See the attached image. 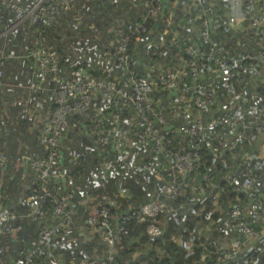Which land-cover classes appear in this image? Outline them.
Returning <instances> with one entry per match:
<instances>
[{
	"label": "built area",
	"instance_id": "1",
	"mask_svg": "<svg viewBox=\"0 0 264 264\" xmlns=\"http://www.w3.org/2000/svg\"><path fill=\"white\" fill-rule=\"evenodd\" d=\"M87 1L89 0H82L85 3ZM74 2L75 0H0V62L8 59L31 61L32 68L26 88L29 92L42 91L45 94L43 100L47 110L36 136L41 153L23 159V163L35 172L37 184L35 193L24 194L19 199L27 205V211H15L0 202V255H6L2 262L0 260V264H41V259H36L38 249L46 251L45 264H113L115 244L129 229L127 221L144 222L145 232L154 237L161 233V227L157 223L159 213L171 212L173 221L177 222V213L185 206V192L190 190L195 197L201 198L212 188L218 193H224L227 189V192L246 194V197L241 202L227 200L224 221L232 232L231 236L223 244L213 248L203 245L198 260L190 264H228L242 252L245 242L251 238L255 239L264 255V231L257 232L253 226L254 221L264 219V203L258 194L252 192L253 176L248 154L238 152L233 159V168L225 171L220 181L213 179L211 170H197L202 166L200 149L205 144L203 140L208 141L211 152L219 158L225 151L233 158L235 154L232 152L239 150L250 129L259 138H264V105L257 106L251 120L244 105L249 98L259 97L256 91L240 94V98L227 107V115L224 113L225 109L220 107L222 102L219 100L228 90H233L234 83L241 79L240 64L248 62L264 69V0H232L235 8L233 13H221L207 1L171 0L170 5L166 6L169 14L175 6H193L196 9L201 44L187 45L183 48V56L176 51L170 53L179 61L163 66L146 63V67H132L136 64L128 49L132 36L134 35L135 41L145 40L147 45L149 40V48L153 49L157 43L154 41L157 33H151L153 39L140 35L147 32V27L143 21L134 19L131 13L115 26V44L108 51L120 67H129L116 69L120 71L119 77L112 71L114 68H108L112 78H106L102 70L96 74L84 67L71 68L66 75L58 76V51L48 44L45 28L57 24L61 15L73 8ZM119 3V0H113L114 7L119 6ZM241 3L244 10L239 13L237 9ZM140 6L145 11L142 16L144 19L146 13L163 7V0H141ZM126 19L128 20L125 21ZM192 19L190 14L186 15L188 23H192ZM239 23L249 27L246 34L257 44L255 51L245 48L234 50L225 41L212 40V33L230 36ZM24 24L29 29L24 47L17 52L9 51V33ZM69 24L70 22H66V26ZM170 24L168 16L165 18V25ZM168 45L182 49L177 45L175 37H171ZM255 73L258 75L259 71L256 70ZM186 78H191L193 82L186 85L183 83ZM1 84L0 79V86ZM261 87L264 89V84ZM172 95L175 98L171 99ZM97 97L108 100L110 108L107 129L98 133L97 141L108 143L120 154L124 173L140 168L154 172L158 178L164 172L166 178L162 187L138 203L136 209L130 213H119L116 218L110 212L111 206L120 205L116 198L106 197L101 202L89 204L82 218V225L98 236L105 254L104 257L88 255L74 261L65 259L60 251L64 238L70 235V229L77 223L67 208L69 199L65 186L71 184V179L63 168L65 157L69 160L77 157L75 146L69 145L65 140L67 114L84 113L95 103ZM178 112L183 117L191 114L184 128L175 119ZM98 114L99 110L93 112L94 116ZM177 135H180L182 141ZM133 142L151 152L144 151L149 155L147 162L127 159L130 154L128 147ZM158 156L166 160L158 163ZM4 159V153L0 150V167L3 166ZM191 169L196 171L197 180L180 189L179 175L184 174V177ZM183 184L186 185L184 181ZM113 194L126 198L128 188L121 183ZM42 201H47V204L44 203L47 213ZM29 215L38 218L37 243L27 246L20 257L8 254L4 236L12 235L16 239L23 229V217ZM245 263L246 261L240 264ZM120 264L128 263L124 261Z\"/></svg>",
	"mask_w": 264,
	"mask_h": 264
},
{
	"label": "trees",
	"instance_id": "2",
	"mask_svg": "<svg viewBox=\"0 0 264 264\" xmlns=\"http://www.w3.org/2000/svg\"><path fill=\"white\" fill-rule=\"evenodd\" d=\"M170 1L171 0H163V7H161L159 10H154L151 13H146V16L144 17V19H142V16L144 15V12H145L143 10L142 13L139 15V17L137 18L138 20L143 21L147 27L146 28L147 32L140 33V35H142L143 37L147 36L145 37L146 39L147 38L153 39L151 37V33L156 32L157 34L155 35L156 37L154 38V41L157 43L153 47V49H150L149 48V46L151 45L150 43H148L147 45L145 43V40L135 41L134 35L132 36V39H130L129 41L128 49L132 55L131 57H133L136 60V64L132 65L133 68L146 67L144 65L146 63H152V66L155 65L156 63L162 66L165 64H169V62L172 64L177 63L174 60L176 59L175 57L174 59L173 58L171 59L170 58L171 55L170 56L168 55L166 57V55L164 54L165 52L164 44L163 42L162 44L159 42L160 34H163V33L167 34L168 41L171 39V37H175L177 41V45L178 46L180 45L182 47V50L189 44H192V45H197L198 43L199 45L201 44V39L199 38V33H198L199 17H198V12L196 11V9L193 6L190 8L189 7L182 8L180 6H175L171 8L170 14H169V9L166 6L170 5L169 4ZM202 1L204 2L207 1L209 3H212L211 0H202ZM140 2L141 0H138L139 5H140ZM187 14H190L191 17L193 18L192 23H188L186 21ZM132 15L135 16L134 14ZM168 16L170 17V21H171L170 26L165 25V18H167ZM127 20L128 19H126L125 21ZM159 25H160V30H158ZM45 29L47 31V28ZM115 34L116 33H115V27H114L113 34L111 37H109L110 39L112 38V42H110L109 45L104 44V46L107 47L106 49L107 52L115 44ZM224 37H228V35H223L221 33H212V40L215 42L217 41L222 42L223 41L222 38ZM148 41L149 40H147V42ZM169 49L173 52L176 51L179 54L180 50L177 48V46L175 45L169 46ZM183 53L185 52L183 51ZM142 57L145 59H143ZM30 62H29V65H30L29 72L32 68V63L30 64ZM2 63L0 62V64ZM113 63L116 64L115 65L116 67H115V70H112V71H114V74L116 73L118 77H119V72H120L118 71L119 69H124V68L129 67L128 65H125L124 68L120 67L116 59H114ZM245 63H248V62H245ZM244 64L242 63L239 66L241 79L234 83L236 87L238 86V84L243 82V80H245V83H247V79L243 76V72H242V65ZM59 65H60V62H59ZM71 68H74V67H71ZM71 68L67 69L66 73H68V71ZM90 69L93 70L92 67ZM96 74H99V72H97ZM209 74L211 77L213 76L211 67H209ZM103 75L106 76V78L113 77V75L109 73V71H107ZM49 77L51 76L49 75ZM27 81H28V75H27L26 84H27ZM192 82L193 80H191V78H186L183 81V83H185L186 85ZM263 84L264 82L259 83V84L255 83V85H251L250 88L246 90V92H243L242 90L241 91L228 90L226 92V95L224 97L223 96L220 97L219 100L221 102L226 101L227 103L229 102V104L230 103L232 104L237 98H240V96L243 93L247 94L250 91H256L259 97L256 99L249 98V101L245 102L244 104L246 105L245 107L246 113L249 119L251 120V116L252 117L255 116V111H257L256 110L257 106L263 105L264 103V89H262L261 87ZM38 92L40 91H34L30 93H38ZM172 98H175V97L172 95L171 99ZM45 109H46V106H45ZM97 110H99V114L97 116H94L93 112ZM109 110L110 108L108 107V100L101 98V97H97L95 100V103L91 105V107L88 108L84 113L70 112L67 114L68 124L65 130V140L67 141L69 145L75 146L78 152V156L80 154L79 158L82 157V159L85 160L84 162H78V164L75 167V170H72L71 172L67 173V175L71 179L70 180L71 182L72 180L74 181V178L75 180L80 179V181H82V179H84L85 177L83 170L85 171L88 165L90 166L96 165V164L99 165L101 163L104 166H108L107 156L109 154L116 155V158H117L116 160H117L118 165L120 166L121 171L119 175L115 177H119L118 179L128 188V197L123 198L119 196H113V190H114L113 178L105 179V182L100 184L99 187H97L98 193L103 196V198L100 199L99 202L103 201L106 197L116 198L118 201H120L119 206L110 207V212L112 216L114 212L116 213V216H113V217L116 218L119 213H124L125 211L130 213L131 210L136 209L137 204L140 203L145 198H147L148 196L147 191H149V189H151L152 187H154V189L155 187L161 188L164 183L163 180L166 177H165L164 172H162L161 176H159L158 178L156 177L154 172L141 170L140 168H133L131 169L129 173H126V174L123 173L124 171H123V166H122L121 159H120V154L116 152L114 149H112L108 143L103 144L97 141L98 133L102 131H106L107 129L108 122H109ZM25 113L23 111V116L25 115ZM181 115L183 114L181 112H178L177 114H175V119H177ZM0 119H1V111H0ZM23 122H25V119L22 117V119L19 121V124L17 125H20ZM17 125H15V127L10 126L12 127L11 129L7 124H3V119L0 120V128L2 127L5 129V127L7 126V128H10L11 131H13L14 139H11V140H13V143L15 144H17L15 141L17 140L15 137L17 136V133H15L14 129L17 127ZM70 125L73 128L71 127L70 129ZM83 125H87V128L91 130L92 133L90 134V136L85 135L84 133H82L83 135L81 134L82 136L79 135L80 137L79 143L81 144L80 146L83 149L82 151V150L77 149L78 147L72 143V139L69 136H71V133L77 132L78 128H80ZM18 127H19V130L22 129L20 126ZM10 129L8 131H10ZM24 130H27V129H25L24 127ZM248 132L249 134L247 136L250 135L253 137L251 138V158L248 156L251 161L250 166L252 168V176H253L252 192L258 194V197L264 203L263 192L261 190H258V187L261 183V180H259L258 178L259 175L261 178H264V166L262 168H259L258 164H260V162L262 161L264 162V155L258 157V152L254 148V145L264 144V138H259L258 135H255L254 132H251V129ZM3 133H4V130L1 129L0 130L1 139H4L5 137V135H3L2 137ZM19 137L22 138L25 136L18 135V138ZM74 137H76V135H73V138ZM177 137L180 139V141H182L180 138V135H177ZM206 137L208 140L209 139L208 136H205V138ZM247 138L250 139V137H247ZM203 142L205 144L200 149L201 156L203 157L202 166L199 167L197 170H207V169L211 170L213 179H215V181L216 180L220 181V177L223 175V173L233 168V165H234L233 159L231 160L232 164L230 166H223L222 159L224 162V160L226 159V156L229 155V153H227L228 151H225L223 156L219 158V156L215 155L214 152H211L208 141L203 140ZM134 144L137 147L138 151L141 150L140 163L147 162L149 158L148 153H151V152L144 149V147L138 143H134ZM2 149H4L5 151V148L3 145L1 146L0 150ZM38 149H39V152L34 153L33 155L41 153V149L39 146H38ZM4 151L2 150V152L4 153V157H5L4 161H6V154ZM144 151H147L148 153H145ZM235 151L236 150H234L232 153H234ZM32 156H29V157H32ZM66 159L69 160L67 157H65L63 159V164H64V160ZM157 159H158V163H162L166 160V159H163L162 156H158ZM85 162L86 164L83 165V163ZM8 164H10V162ZM8 167H6L5 162L3 163V166L0 167V202L6 204L11 209L18 211L16 209H18L19 207H22V205L27 207V205H25L23 202H20V200L18 201V203H15L14 198H10V202H9L10 205H9V203L4 199L5 195L2 194L5 191L3 183L5 184L11 180L17 183L18 182L17 179L19 178V176H21V172L23 168L21 167V168H16V169H10L9 167V171H7V176L4 177L5 179H3L2 172H4L3 170L7 169ZM194 174H196V172ZM33 182L34 183H33V186L31 187L30 194L35 193V190L37 189L36 182L35 181ZM160 183H162V185ZM93 186H94L93 184L91 186L87 184V186L83 188L88 193H92ZM180 187L182 189L186 187V185L183 184L182 180H181ZM25 191H26V194H28L27 189H25ZM235 196L238 198L235 199ZM245 197H246V194H242V193L237 194L232 191L227 192V189L224 193H218L216 192V189H213V188L209 189V192L203 197L201 198L196 197L194 201V207H192V210H194L196 207L197 208L201 207L202 213L200 216L203 219L206 218L203 221V223H205L206 225V228L202 229L201 231L197 230L196 232H194L190 239H188L189 231L192 229V224L194 221H196L197 216L195 215L193 216V214L186 212L184 209H181L178 211L177 213L178 221L177 222L173 221V216L171 212L170 213H167V212L159 213L157 215V223L161 227V233L154 237H150L145 232L144 222H135L133 220L127 221L126 223H128L129 229H128V232L122 235L115 244L116 251L114 254L113 264H120L121 262H124V261L127 262L128 264H190L194 260H198L199 255H200L199 252L203 245H205L208 248H213L212 244L214 242L211 241L212 237H215L217 234H222L224 231H229L230 235L232 234V232L228 229L226 222L224 221L227 200L229 199L239 200L241 202L245 200L244 199ZM215 198H216V202H215L216 204L213 203ZM69 202L70 201L68 200V204H67L68 211L70 207ZM44 203L47 204V201L43 202L45 213H47L46 206ZM86 211H87V208L84 214L86 213ZM75 222L77 221L75 220ZM256 223L257 222L253 223L255 230H256ZM22 224H23V229L19 231L17 238L13 240L14 242L11 243L10 241H7L10 244L9 246V244L7 243L8 244V254H12L17 257L22 256L27 246L31 245L30 243L24 244L22 242L23 238H25L24 234L30 231L29 224L28 225L25 224L23 220H22ZM224 226H226L227 229L222 230V227ZM195 233L196 235H194ZM83 245L84 244L82 243V245H80L78 248L73 249L68 246H64V243H63L60 246V251L62 252L65 259H73L74 261H77L81 257L93 255V254L98 255L99 257H104V254H105L104 248H103V251H101V248H99V246L97 245L98 247L96 246V249L94 251L91 250V252L88 255H86L87 252H89L91 248L87 245V243L84 246ZM189 245H190V248H188ZM37 254L38 255L36 256V259L38 260L41 259L40 260L41 264H45V260L47 259L46 251L43 249H38ZM5 256L6 255L4 254L0 255L1 262L2 260H4ZM237 256L234 260H232L228 264H240V263H244L245 261H246L245 264H264V255H262V252L260 251V247L256 243L249 250L238 253Z\"/></svg>",
	"mask_w": 264,
	"mask_h": 264
},
{
	"label": "rangeland",
	"instance_id": "3",
	"mask_svg": "<svg viewBox=\"0 0 264 264\" xmlns=\"http://www.w3.org/2000/svg\"><path fill=\"white\" fill-rule=\"evenodd\" d=\"M119 2H120L119 6L114 7L115 5H113V0H89L87 1V3L82 2V0H75L73 8L70 11L62 14L57 24H52L46 27L48 44L52 45L58 51V57H59V62H60V65H59L60 69H59L58 76H63L64 74H66L67 69L71 67H81L82 66L86 69H90L92 67L93 68V70L91 69L93 71L92 73L100 72V70H102L103 73H106L108 68L115 69L116 64L113 63L114 59L106 51L107 47H105L104 44L109 45L110 42H112V38L110 39L109 37L112 36L114 27L119 25L121 22H123L126 16H129L132 13L135 15L134 16V19H135V18H138L139 15L143 11V8L139 5L138 0H133V1L119 0ZM66 22H70L69 26H66ZM244 27L246 29L245 28L243 29L241 27L239 30L238 43L235 45H231V46L234 50H240V49L245 48L246 50L255 51L257 48V44L254 43L253 39L250 40L246 34V31L249 30V27L246 24H244ZM0 28H1V24H0ZM28 30H29L28 26L24 24L23 27L14 28L9 33L8 38H7L8 40L7 47L9 51L11 52L13 50L19 51L21 48L24 47L27 41ZM158 30H160V25H159ZM230 34H229L230 36H228L226 39L222 38L223 41L229 44H230L229 39H232L234 36H236L237 32L231 31ZM159 39H160L159 42L161 44L163 42L164 44V47H165L164 54L166 55V57L168 55L170 56V53H173V51L169 49L167 34L165 33L160 34ZM15 41H16V44L12 45L11 43ZM17 42H20V46ZM179 54L183 56L182 49H180ZM20 64H22V66ZM18 67H21L20 69L22 71H19L20 69ZM0 69L2 72V74H0L1 82H5L7 80V83H8V81L11 80L10 86L8 87L6 86L7 89L11 87L9 88L11 89L10 91L11 97L16 96L17 100H20L21 103H27L28 101L33 102L31 106L32 107L31 111L33 112L35 111L33 106H35V108H38L40 104L43 107V110L39 114H37V118H34V123H35L34 126H31V128L28 130H24L25 122H23L20 125H17V127L14 129L15 133H17V136L18 135L25 136L22 138L19 137L17 140H15L16 143H19L20 138L22 139L20 144H21V150L23 151L22 153L23 170L21 172V176H19V178L17 179L18 181L17 183H15L13 180L5 184L3 183L5 191L2 194L5 195L4 199L8 203L10 202V198H14L15 203H18V199H20L21 196L26 194L25 188L27 189L28 193H30L31 187L33 186V183H34L33 181H35V172L32 169L28 168L23 163V159L28 158L29 156H32L34 153L39 152L36 136L38 133V127L40 128L41 125L39 123V126H38V121L37 123L35 121L39 119L44 120V117L47 113V110L45 109V102L43 100V98L45 97V94L42 91L38 93H30L26 88L27 75H29L28 72L30 69L29 61L8 59L4 61V63L0 64ZM256 70L259 71L258 75H256L255 73ZM242 72H243V76L247 79L248 84L241 82L237 87L234 85L233 90L235 91L242 90L243 92H246V90L249 89L251 85H255V83L259 84V83L264 82V78H263L264 69L263 67H260L259 65H252L249 63H245L244 65H242ZM11 84H15V86L14 85L12 86ZM2 87L4 89L5 83L3 84ZM13 90H18V92H13ZM7 92L8 90L5 92V94H2L4 96L3 100L11 103V101L9 100L10 96L6 95ZM228 104L229 102L228 103L226 102L225 106L227 107ZM29 112L27 109V112L25 113L24 116H23V111L20 113V115L21 117L26 118V116H29L28 115ZM190 115L191 114H188L187 117H183V115L178 117L176 119L177 122L179 123L178 125L184 128L185 123L191 118ZM18 126H20L22 129L19 130ZM71 127L72 126L70 125V129ZM10 128L12 129V127ZM10 128H7V126L5 127V129L2 127L0 128V130L1 129L4 130L2 137L3 135H5L4 139L0 138L1 139L0 149L2 145L5 148V151L4 149L2 150L6 154V161H4L6 163V167H8L9 165L8 163L10 162V157L8 155V151L10 150L9 144H12V145L15 144L13 143V140H11V139H14L13 138L14 134ZM80 128H78L77 132H73V133L70 132L71 136L69 137H71L72 143L78 147L77 149L83 151L82 147L80 146L81 144L79 143L80 141L79 135L84 133L85 135L90 136L92 131L87 128V125H83ZM9 129L10 131H8ZM224 131H226V129ZM73 135H76V137L73 138ZM247 137H250V139ZM128 148H129L128 151L130 152V154L128 155L127 158L131 160H135L136 162L140 161L139 159L141 156V150L138 151L134 142L131 143ZM254 148L257 150L260 156L264 155V144L254 145ZM238 152L240 153L244 152L246 154L249 153L248 156L251 158V136L250 135L245 137L243 144L240 146L237 152L236 151L234 152L235 155L232 159H234L235 156H237ZM79 156L77 152V157L75 159L64 160L63 168L66 174L71 172L72 170H75V167L78 164V162L85 161L84 159H82V157L79 158ZM107 159H108V166H104L101 163L99 165L98 164L92 165V166L88 165L86 170L85 171L83 170L85 177L84 179H82V181H80V179L75 180L74 178V181L72 180L71 184L69 185L67 184L65 186V189L67 190V193H68V199L70 201L69 202V205H70L69 213L72 215L73 219L77 221V223L75 224L74 227L70 229L71 230L70 235L64 238L65 241L63 243H64V246H68L73 249L78 248L80 245H82V243L84 245L87 243V245L91 249L89 250V252H87L86 255H88L91 252V250L94 251L97 245L99 246V248H101V251H103V246L98 236L94 232L89 231V229H87L81 224L84 212L86 208L88 209V207L90 206L89 204L96 203L100 199L103 198V196L98 193L97 187H99L100 184L104 183L105 179L113 178L114 190L117 188L119 184L122 183L118 179L119 177H115V176H118L121 171L120 166L118 165L117 160H116L117 159L116 155L109 154L107 156ZM86 162L83 163V165H85ZM258 166L259 168H262L264 166V162L263 161L260 162ZM9 167L3 170L4 171L2 172L3 179H5L4 177L7 176V171H9ZM183 175L184 174H182L181 176L179 175V179L184 181L186 183V186L193 183V179L192 178L190 179L189 174L182 177ZM258 178L259 180H261L258 190H261L264 195V178H261L260 175ZM24 181H28L29 184L25 186ZM163 181L165 182V179ZM87 184L90 186L92 184L94 185L92 188V193H88L83 188V187H86ZM160 184L162 185V183ZM180 185L181 183L179 182V186ZM159 189L160 188L155 187L154 189V187H152L151 189H149V191H147L148 196L152 195L155 191ZM114 190H113V193H114ZM185 193H186L184 197L185 206L183 209L186 212L193 214V216L194 215L197 216L196 221H194L192 224V229L189 231L188 239H190L194 232H196L197 230L201 231L202 229L206 228L205 223H203V221L206 218L203 219L200 216L202 213L201 207L199 208L196 207L194 210H192V207H194V201L196 197L190 192V190H188ZM22 207H19L16 210L22 213L26 212L27 207L24 205H22ZM113 216H116V213L113 212ZM225 234L226 235L223 241L220 242V244H223L225 240L231 236L229 231H226ZM194 235H196V233ZM212 246L214 247L216 246V244L213 243ZM188 248H190V245L188 246Z\"/></svg>",
	"mask_w": 264,
	"mask_h": 264
},
{
	"label": "crops",
	"instance_id": "4",
	"mask_svg": "<svg viewBox=\"0 0 264 264\" xmlns=\"http://www.w3.org/2000/svg\"><path fill=\"white\" fill-rule=\"evenodd\" d=\"M211 2L213 3V5L216 8V10H218L221 13H233L235 11V8L233 6L232 0H211ZM242 6H244L243 3H241L239 5L238 9H237L239 13H242L243 10H244V7H242ZM242 24L243 23H239L238 25H236V30H237V31L235 30L237 32L236 36H234L232 39H229L230 44L229 43L228 44L230 45L231 48H232L231 45H235V44L238 43V40H239V37H238L239 30H240L241 27L242 28L244 27V25H242ZM226 38L227 37H224V39H226ZM17 43L20 46V42H17ZM148 43H150V42L148 41ZM11 44L12 45H15L16 44V41L15 42H12ZM13 51L14 52H17L15 50H13ZM170 58L171 59L172 58L174 59L173 56H171ZM143 59H145V58H143ZM146 59H148V58H146ZM174 60L176 62L179 61V59H177V58L174 59ZM28 61L30 62V60H28ZM30 64H31V62H30ZM20 65L22 66V64H20ZM29 67H30V65H29ZM18 68L20 69L21 67H18ZM19 71H22V70L20 69ZM9 72H11V71H9ZM0 74H2L1 69H0ZM4 83H5V87L3 89L2 86H3ZM10 83H11V80H9L8 83H7V80H6L5 82H2V84L0 86V111H1V119H3V124H7L9 127L10 126L15 127V125L19 124V121L22 119L20 113L22 111H24V113H25V111L27 112V109H28V112L30 111L28 113L29 116L26 117V118H24L25 119V129L28 130V129L31 128V126H34L35 125L34 118H37V114H39L43 110V107L38 102L39 107L38 108H35V106H33L34 107V110H35L33 112V111H31L32 110V107L31 106H32V103L33 102L28 101L27 103H21L20 100H17V97L16 96L11 97V95H10L11 89H9L11 87H9L8 89L6 88V86L7 87L10 86ZM11 85L12 86L13 85L15 86V84H11ZM7 90H8V92L6 93V95L7 96H10L9 97L10 98L9 100L11 101V103L10 102H6V101L3 100L4 96L2 94H5V92ZM13 92H18V90H13ZM225 105H226V101L225 102H222L220 104V107L223 108V109H225V112L224 113H225V115H227V107L230 104H228L227 107ZM42 120L43 119H39V120H36L35 122L37 123V121H38V126H39V123L41 125ZM38 130H39V127H38ZM15 137H16V139H18V136H15ZM21 141H22V139L20 138V142ZM20 142L17 143V144H13V145L12 144H9L10 150L8 151V155H10V164H9V166L11 167V169H16V168H21L22 167V157H23L22 153H23V151L21 150V144H20ZM231 160H232V158L229 157V155H227L226 156V159L224 160V162L222 160V165L223 166H230L232 164V162H230ZM195 172L196 171L194 169H191V171H189V173H188L189 176H190V179L191 178L193 179V182L196 181L197 178H198L197 174H194ZM24 184H25V186H27L29 184V182L28 181H24ZM18 201H19V199H18ZM215 202H216V198L214 199L213 203L216 204ZM225 216H226V213H225ZM37 219H38L37 216H32V215L23 217L24 223L27 224V225L28 224L30 225V231L29 232H26L24 234L25 238H23V241H22L24 244H27V243H30V244H33L34 243V244H36L37 243V229L39 227V223H38ZM224 220H225V218H224ZM254 222H257L256 223V230H257V232H263L264 231V219L263 220L254 221ZM224 228L227 229V227L224 226V227H222V230H224ZM222 230H220V231H222ZM225 233H226V231H224L222 234H217L215 237H212L211 238V241H213L214 244L219 245L220 242L223 241V239H224V237L226 235ZM4 240H5V242L10 241L11 243H13L14 242L13 241L14 240V237L12 235H5L4 236ZM254 244H255V239L254 238H251V240L248 239L245 242V246L243 247L242 252H245L246 250H249L250 248L253 247Z\"/></svg>",
	"mask_w": 264,
	"mask_h": 264
}]
</instances>
